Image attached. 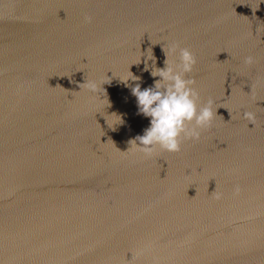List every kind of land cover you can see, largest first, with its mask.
Returning a JSON list of instances; mask_svg holds the SVG:
<instances>
[{
  "label": "water",
  "instance_id": "water-1",
  "mask_svg": "<svg viewBox=\"0 0 264 264\" xmlns=\"http://www.w3.org/2000/svg\"><path fill=\"white\" fill-rule=\"evenodd\" d=\"M173 43L217 117L122 152ZM0 264H264V0H0Z\"/></svg>",
  "mask_w": 264,
  "mask_h": 264
},
{
  "label": "clouds",
  "instance_id": "clouds-1",
  "mask_svg": "<svg viewBox=\"0 0 264 264\" xmlns=\"http://www.w3.org/2000/svg\"><path fill=\"white\" fill-rule=\"evenodd\" d=\"M178 47V44L173 43L167 51L164 48L167 57L166 67L152 68L151 75L160 77L154 81L152 86L142 89L137 83L131 87V92L136 97L138 113L150 118V123L142 135H137L129 141L130 147L127 151L122 152L139 151L146 156H151L157 146L168 152H178L182 140H199L201 132L210 128L217 117V107H214L213 99L209 98L203 104H199V93L196 88L192 87L195 80L185 78V74L192 72L193 66L196 64V57L192 51L187 47L179 48V63L171 59ZM149 57L151 58V55ZM253 62L252 56L245 58V63L252 64ZM145 68L147 69V64H145ZM113 75L119 76L125 86H127L129 78L140 79L129 71V68L126 74L113 73ZM104 76L106 79L102 82L89 80L81 84L80 88L84 85L88 90L100 93V103L103 106H110L106 89L102 88V84L110 83L111 78ZM101 94H104V99L100 98ZM244 117L255 126L254 113L246 111ZM107 123L113 127L117 123H123V120L120 115L112 113L107 116ZM238 191L239 189H237ZM217 198H220L219 193Z\"/></svg>",
  "mask_w": 264,
  "mask_h": 264
}]
</instances>
